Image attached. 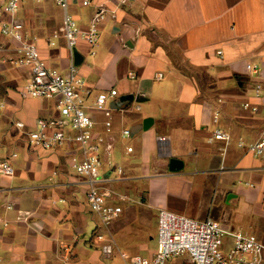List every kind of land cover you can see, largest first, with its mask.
<instances>
[{
    "label": "crops",
    "instance_id": "1",
    "mask_svg": "<svg viewBox=\"0 0 264 264\" xmlns=\"http://www.w3.org/2000/svg\"><path fill=\"white\" fill-rule=\"evenodd\" d=\"M101 4L113 0L89 6L73 0L69 11L86 28ZM118 12L103 24L94 54L84 40L69 47L65 10L53 0L27 1L15 14L37 36L52 68L66 73L74 62L92 90L87 111L112 143L102 151L103 187L108 203L121 207L107 225L73 167L81 148L30 144L36 120L60 112L54 98L24 91L31 69L12 62L17 42L1 33L0 24V159L10 157L16 169L11 177L0 174V264H105L108 244L119 253L151 257L162 209L216 219L264 244V158L238 145L257 139L264 125L262 112L243 108L244 101L257 102L255 84L264 85V0H130ZM2 17L10 19L5 12ZM112 88L117 96L94 106L95 95ZM109 108L112 131L106 132ZM218 128L231 134L230 143L210 141ZM67 132L74 134L70 127ZM160 135L169 138L167 150ZM172 158L182 160L181 169L170 170Z\"/></svg>",
    "mask_w": 264,
    "mask_h": 264
},
{
    "label": "built area",
    "instance_id": "2",
    "mask_svg": "<svg viewBox=\"0 0 264 264\" xmlns=\"http://www.w3.org/2000/svg\"><path fill=\"white\" fill-rule=\"evenodd\" d=\"M27 1L31 0H0L1 33L17 42L15 56L11 58L12 62L27 65L31 69V77L24 85V91L33 98H54L60 112L59 118H38L36 128L29 132L28 140L30 144L44 149L59 148L67 142H73L81 148L83 155L73 156V167L84 177L86 198L92 210L99 215L102 223L107 225L121 213V207L108 203L109 193L103 187L106 179L101 173L102 151H110L112 143L107 142L96 130L97 123L87 111V100L92 95V90L79 74L77 65L72 62L66 73L52 68L40 53L37 36L30 35L25 30L24 23L15 17L16 12ZM53 1L65 10L64 35L69 47L76 49L79 42L84 40L90 46L92 54L99 45L103 24L109 20H116L118 11L130 2V0H113L110 6L98 5L87 27L82 28L73 13L69 11L73 0ZM94 1L81 0V5L89 6ZM3 12L10 15L9 20H4ZM50 43L53 45L55 42ZM249 68L253 72L260 70L257 64H251ZM128 76L135 79L137 74L130 71ZM163 77V72H158L156 75L157 79ZM117 94L118 90L115 88L97 93L94 106L105 107ZM253 97L257 102L244 101L243 108L264 114L262 83H256L253 87ZM4 107V101H0V115ZM105 114L108 116L105 121L106 132H111L110 108L105 110ZM217 116L218 112L215 113V120ZM67 127L73 129V135L67 132ZM130 134V129L123 131L124 136ZM213 139L230 143L232 137L228 131L218 128L213 132L210 141ZM158 141L161 149L167 150L169 138L160 135ZM238 145L248 153L264 158V125L257 139L250 142L240 140ZM15 171L10 157L0 159L1 175L11 177ZM7 207L12 208L13 205L9 204ZM96 238L104 241L103 234H97ZM103 250L110 254L113 250L112 244L104 245ZM120 255L126 264H168L171 257L181 255L187 257L189 264H264V244L255 235L239 229L226 228L216 219L198 220L162 209L158 214V243L153 256L129 255L123 252Z\"/></svg>",
    "mask_w": 264,
    "mask_h": 264
},
{
    "label": "rangeland",
    "instance_id": "3",
    "mask_svg": "<svg viewBox=\"0 0 264 264\" xmlns=\"http://www.w3.org/2000/svg\"><path fill=\"white\" fill-rule=\"evenodd\" d=\"M151 241H154L152 238ZM104 261L105 264H124L122 259L120 258V253L117 251L116 248L113 249L111 252V256L107 257ZM186 256H173L169 259L168 264H189L188 261L186 260Z\"/></svg>",
    "mask_w": 264,
    "mask_h": 264
},
{
    "label": "water",
    "instance_id": "4",
    "mask_svg": "<svg viewBox=\"0 0 264 264\" xmlns=\"http://www.w3.org/2000/svg\"><path fill=\"white\" fill-rule=\"evenodd\" d=\"M76 59L78 58V55L76 54L75 55ZM147 122H149V120H146L144 122V126L146 127L147 125ZM183 166V162L182 160L178 159V158H172L171 161H170V170L172 171H176V170H179L181 169Z\"/></svg>",
    "mask_w": 264,
    "mask_h": 264
}]
</instances>
